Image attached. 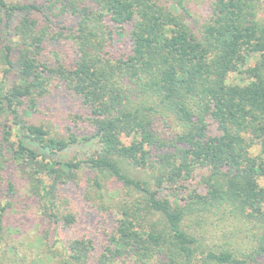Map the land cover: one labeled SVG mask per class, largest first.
Segmentation results:
<instances>
[{"label": "trees", "instance_id": "obj_1", "mask_svg": "<svg viewBox=\"0 0 264 264\" xmlns=\"http://www.w3.org/2000/svg\"><path fill=\"white\" fill-rule=\"evenodd\" d=\"M197 1L0 0V240L35 201L57 264H264V0ZM78 196L113 225L54 249Z\"/></svg>", "mask_w": 264, "mask_h": 264}, {"label": "rangeland", "instance_id": "obj_2", "mask_svg": "<svg viewBox=\"0 0 264 264\" xmlns=\"http://www.w3.org/2000/svg\"><path fill=\"white\" fill-rule=\"evenodd\" d=\"M195 9L200 8L197 0H186ZM4 65L0 60V81L5 80L6 84L14 81L15 77H5ZM44 106L42 115H38L39 122L44 121L52 128H57L59 124H66V118L76 105V99L70 95H57ZM58 129V128H57ZM96 144L94 141L75 146L71 152L64 154V158H84L91 153ZM258 149L255 150V153ZM192 186H194L192 184ZM18 188L20 194H24V184L19 180ZM75 197V196H74ZM28 200V199H27ZM31 206L26 207L18 213L15 210L10 219L8 234L5 239L0 240V264H57V259L52 255V251L45 244L49 223L43 219L39 212L38 204L35 201L28 202ZM26 204L17 202L16 207H23ZM69 206V205H68ZM70 209H73L79 218V223L70 230H60L55 236L50 235V244L54 249H62L66 242L79 235L90 234L97 239L98 245H102L108 231L113 225V220L109 214L102 213L88 202L84 197H77L71 200ZM17 213V214H16ZM59 242L55 244V239Z\"/></svg>", "mask_w": 264, "mask_h": 264}]
</instances>
